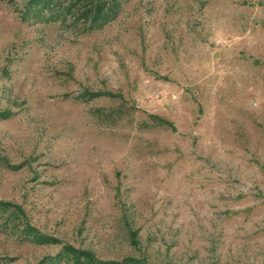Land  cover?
I'll return each mask as SVG.
<instances>
[{"label":"rangeland","instance_id":"obj_1","mask_svg":"<svg viewBox=\"0 0 264 264\" xmlns=\"http://www.w3.org/2000/svg\"><path fill=\"white\" fill-rule=\"evenodd\" d=\"M25 2L0 0V264H264V0H120L90 30Z\"/></svg>","mask_w":264,"mask_h":264},{"label":"trees","instance_id":"obj_2","mask_svg":"<svg viewBox=\"0 0 264 264\" xmlns=\"http://www.w3.org/2000/svg\"><path fill=\"white\" fill-rule=\"evenodd\" d=\"M120 0H26L19 12L21 19L32 18L38 21H59L60 24H77L84 21L86 30L97 29L113 19L118 11ZM68 16V20L67 17ZM112 96V93H107ZM100 95L99 92H86L85 99H92ZM4 113H0L3 117ZM159 123L169 124L165 120L151 116ZM170 125V124H169ZM6 203L0 201V210H5ZM35 237V238H34ZM37 236L33 241L40 242ZM36 239V240H34ZM146 264L133 258L115 260H99L89 252L63 246L52 256L42 257L36 264Z\"/></svg>","mask_w":264,"mask_h":264}]
</instances>
